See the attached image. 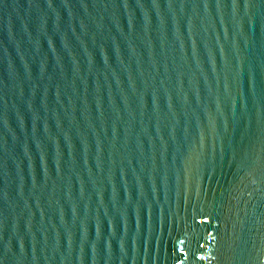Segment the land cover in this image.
I'll use <instances>...</instances> for the list:
<instances>
[{
	"label": "water",
	"instance_id": "95a60500",
	"mask_svg": "<svg viewBox=\"0 0 264 264\" xmlns=\"http://www.w3.org/2000/svg\"><path fill=\"white\" fill-rule=\"evenodd\" d=\"M0 264H264V0H0Z\"/></svg>",
	"mask_w": 264,
	"mask_h": 264
}]
</instances>
